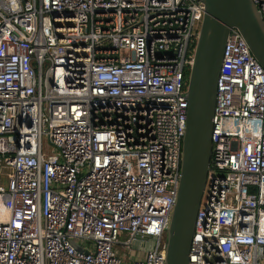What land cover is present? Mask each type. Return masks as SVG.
Masks as SVG:
<instances>
[{
  "label": "built area",
  "instance_id": "1",
  "mask_svg": "<svg viewBox=\"0 0 264 264\" xmlns=\"http://www.w3.org/2000/svg\"><path fill=\"white\" fill-rule=\"evenodd\" d=\"M204 15V0H0V264H166ZM212 140L190 264H264V68L236 29Z\"/></svg>",
  "mask_w": 264,
  "mask_h": 264
},
{
  "label": "water",
  "instance_id": "2",
  "mask_svg": "<svg viewBox=\"0 0 264 264\" xmlns=\"http://www.w3.org/2000/svg\"><path fill=\"white\" fill-rule=\"evenodd\" d=\"M204 5L189 75L181 180L166 234V264H190L197 216L211 167L218 79L232 30L241 33L264 68V21L253 0H204Z\"/></svg>",
  "mask_w": 264,
  "mask_h": 264
},
{
  "label": "crops",
  "instance_id": "3",
  "mask_svg": "<svg viewBox=\"0 0 264 264\" xmlns=\"http://www.w3.org/2000/svg\"><path fill=\"white\" fill-rule=\"evenodd\" d=\"M124 239V237L122 238ZM152 246V243L148 240V242H143V243H136L131 246V251H128L129 257L128 260L124 257V255H121L120 249H118L119 255L124 259L125 263L132 262L133 260L136 259H142L146 255V251L149 250ZM123 250V249H122ZM126 251V250H123Z\"/></svg>",
  "mask_w": 264,
  "mask_h": 264
},
{
  "label": "trees",
  "instance_id": "4",
  "mask_svg": "<svg viewBox=\"0 0 264 264\" xmlns=\"http://www.w3.org/2000/svg\"><path fill=\"white\" fill-rule=\"evenodd\" d=\"M195 46H196V45H193V46H192V51L195 49ZM190 71H191L190 67L186 69L185 77H186L187 80H188V78H189Z\"/></svg>",
  "mask_w": 264,
  "mask_h": 264
},
{
  "label": "rangeland",
  "instance_id": "5",
  "mask_svg": "<svg viewBox=\"0 0 264 264\" xmlns=\"http://www.w3.org/2000/svg\"><path fill=\"white\" fill-rule=\"evenodd\" d=\"M45 140H46V138H45ZM124 239H126V238H124ZM120 253H121V255H124V257L128 260V257H129L128 251H123L122 249H120Z\"/></svg>",
  "mask_w": 264,
  "mask_h": 264
}]
</instances>
